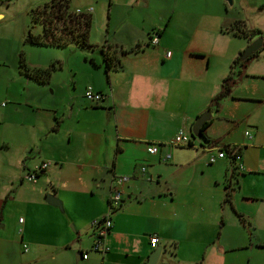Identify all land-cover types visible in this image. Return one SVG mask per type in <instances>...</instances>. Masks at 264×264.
<instances>
[{
    "label": "crops",
    "instance_id": "crops-1",
    "mask_svg": "<svg viewBox=\"0 0 264 264\" xmlns=\"http://www.w3.org/2000/svg\"><path fill=\"white\" fill-rule=\"evenodd\" d=\"M149 13L142 17L155 30L154 45L140 36L139 25H117L107 41L91 42L103 52L84 53L82 81L73 70L72 88L59 102L33 101L27 91L19 98L4 94L0 264H140L152 249L150 235L159 247L155 264H261L255 256L264 254V47L242 68H230L255 37L229 42L230 31L219 32L220 18L206 5L186 12L159 5ZM177 17L194 22L191 35L173 31ZM255 28L264 44V28ZM104 52L113 57L105 71ZM16 62L14 52L0 55V64L26 86ZM229 71L227 95L211 102ZM85 86L102 99L85 101ZM204 111L200 137L189 135L186 146L167 145L175 130L189 134ZM149 144L156 147L151 155L145 153ZM227 146L238 148L239 172L230 171L225 156L207 163L216 148ZM40 162L45 168L25 180ZM115 176L127 177L119 206L109 214L102 251H89V221L105 213ZM224 186L229 203L222 202ZM48 192L58 208L43 201Z\"/></svg>",
    "mask_w": 264,
    "mask_h": 264
},
{
    "label": "rangeland",
    "instance_id": "rangeland-1",
    "mask_svg": "<svg viewBox=\"0 0 264 264\" xmlns=\"http://www.w3.org/2000/svg\"><path fill=\"white\" fill-rule=\"evenodd\" d=\"M48 0H0V55L11 54L20 56L25 65H42L43 68L52 65L47 80L44 83H39L31 78L25 80L27 85H21L14 77L9 74V67L6 64H0V102L5 103L4 94L18 97L19 92L27 91L31 95L33 101L42 99V104L51 102H59L66 95V92L71 90L72 84L69 81V76L72 71H75L77 83L82 81L81 60L84 53L97 52V47L93 43H100L103 39L106 41L110 38L114 27L124 25L126 23L135 24L138 26L137 32L146 40L148 36L155 35V30L149 28L146 23L147 18L143 15H149V11L157 6L168 5L172 9L179 12H186L188 8H198L206 5V10L214 12L220 18L219 32L227 34L224 30L229 25H234V22L239 21L245 27L264 28V10H260V3L264 5V0H229V4L225 0H147L146 8L134 6L132 2L126 0H67L68 10L80 11L90 8L88 14L90 16V25L87 32V41L92 47L89 49L78 48L73 42H69L64 47H52L44 45H33L23 42V37L26 31L31 34H38L40 26L31 21V11L40 7ZM166 1L165 4L163 2ZM143 18V19H142ZM191 18H195L193 15ZM135 21V23H134ZM173 31H179L182 34L191 35L193 21L183 17H177L173 20ZM107 27L106 37L104 30ZM239 27V24L237 25ZM146 30V32H144ZM118 32H114V38H117ZM226 36V35H225ZM229 42L242 38L240 36L230 35L228 33ZM226 38V37H225ZM245 39V38H243ZM148 46V45H147ZM99 50V49H98ZM17 63V62H16ZM69 68V69H68ZM71 68V69H70ZM22 76V75H21ZM24 79V77L22 76ZM50 194V192L46 193ZM25 244H23V248ZM22 249V248H21ZM171 254L167 251L165 257L168 258ZM178 257H182L180 254ZM255 259L261 264H264V254L258 253ZM159 262V260H157ZM156 262V264H157Z\"/></svg>",
    "mask_w": 264,
    "mask_h": 264
},
{
    "label": "trees",
    "instance_id": "trees-1",
    "mask_svg": "<svg viewBox=\"0 0 264 264\" xmlns=\"http://www.w3.org/2000/svg\"><path fill=\"white\" fill-rule=\"evenodd\" d=\"M31 21L37 23L40 26V32L38 34H31L26 31L23 42L33 45H44L52 47H64L69 42H73L78 48L89 49L93 45L87 41V32L90 25V16L88 13H74L68 10L67 0H48L44 2L40 7H36L31 11ZM239 24V27L237 26ZM225 30L228 29L231 35L240 36L246 39L252 37H258L259 31L256 28L245 27L239 21L234 22V25H229ZM264 44L261 43L260 48L254 53L250 54L243 60L235 56L229 67L231 68L234 64H237L242 68L245 62L256 53H258ZM100 52L101 47H99ZM131 50V49H129ZM124 51V50H123ZM113 57L107 56L104 52L101 54V61L103 63V71L108 68L109 63ZM52 65H48L45 68L40 69H29L25 66L20 56L17 57V69L25 77L31 78L36 82L44 83L49 75ZM237 70L238 75L241 71ZM230 71L225 75L220 83L218 92L211 98V102H215L227 95L229 87L233 84V79L230 76ZM204 125V124H203ZM231 172L232 169H230ZM229 192L227 186H224L222 202L229 203ZM237 220L241 222V216L238 213L233 212ZM142 264V263H140ZM199 264V262L194 263Z\"/></svg>",
    "mask_w": 264,
    "mask_h": 264
},
{
    "label": "built area",
    "instance_id": "built-area-1",
    "mask_svg": "<svg viewBox=\"0 0 264 264\" xmlns=\"http://www.w3.org/2000/svg\"><path fill=\"white\" fill-rule=\"evenodd\" d=\"M90 11V8H86L82 11L75 9L74 13H88ZM156 42L155 35H150L146 41L149 45H154ZM164 57L168 56V52H164ZM82 98L87 101L90 104H96L102 99V94L92 91L89 86H85L82 89L81 92ZM189 134L186 132H183L179 129L175 130L173 134L170 136V138L167 141L168 146H186L189 142ZM156 147L154 144H149L145 147V153L151 155L155 153ZM226 157L229 162L230 169H232L233 172H239L241 170V164L239 162V154H238V148L235 146H227L223 148H216V152L214 156H208L207 163L213 162L215 158H222ZM167 155H164L163 158H166ZM47 165L46 162H40L38 166H36L33 170L27 172L24 174V179L28 181H32L35 175L43 170L45 166ZM140 171H142V168H139ZM127 177L125 176H115L112 178L109 189H108V197L106 201V211L104 214L98 216L95 219H92L89 221L88 227L90 229V234L92 236V242L89 246V251L94 252H101V238L107 232L108 228L110 227V219L109 214L116 210L119 206V199L121 194V188L123 184L126 182ZM21 218H17L16 221L20 222ZM157 240L156 237L153 235H150L147 239L148 246L150 248H153L156 244ZM23 246V245H22ZM85 254H81V258H84Z\"/></svg>",
    "mask_w": 264,
    "mask_h": 264
},
{
    "label": "water",
    "instance_id": "water-1",
    "mask_svg": "<svg viewBox=\"0 0 264 264\" xmlns=\"http://www.w3.org/2000/svg\"><path fill=\"white\" fill-rule=\"evenodd\" d=\"M225 2L227 4H229V0H225ZM261 46V37H255L253 38L250 42H248L243 48L242 50L239 52L238 54V58L240 60H243L244 58H246L247 56H249L250 54L254 53L255 51H257ZM207 118V111H204L202 113H200L192 122L190 128H189V135L191 137H200V126L202 124V122ZM43 201L51 206H55V207H59L58 201L51 196V194H45L43 196ZM158 252H159V247H153L146 255L145 260L143 261L142 264H155V261L158 258ZM78 253H74L73 254V260L76 259V255Z\"/></svg>",
    "mask_w": 264,
    "mask_h": 264
}]
</instances>
